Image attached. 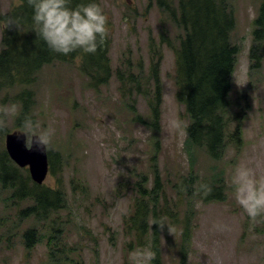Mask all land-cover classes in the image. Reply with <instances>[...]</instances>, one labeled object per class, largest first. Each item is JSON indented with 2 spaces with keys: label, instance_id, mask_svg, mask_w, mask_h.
<instances>
[{
  "label": "rangeland",
  "instance_id": "1",
  "mask_svg": "<svg viewBox=\"0 0 264 264\" xmlns=\"http://www.w3.org/2000/svg\"><path fill=\"white\" fill-rule=\"evenodd\" d=\"M228 1L235 19L231 41L238 48L231 95L237 100H233L234 107L245 111L242 142L239 146L228 145L215 161L196 151L192 167L197 182L218 181L225 198L213 203L196 198L190 203L177 202L180 217L186 211L192 214L185 264H264V223L251 225L236 203L230 183L231 173L239 164L264 176V65L260 70H249L252 23L261 0ZM18 3L0 0V17ZM98 3L110 23L107 42L113 75L109 82L97 90L89 88L88 81L74 68L76 62L43 67L27 88L32 101L28 115L53 130L48 148L59 152L61 164L58 169L56 166V176L47 173L43 184L51 188L59 184L64 194V209L55 218L63 253L73 264H131L130 238L123 221L132 211L136 182L141 175L149 177L155 167L164 198L172 204L176 201L173 183L178 175L187 174L191 165L184 152L185 135L168 126L169 120L176 117L187 124L184 109L175 98L173 48L160 40V32L166 29L174 45L177 31L148 0ZM2 29L0 26V47ZM158 56L161 104L159 129L152 132L146 93L138 95L136 89H121L114 73L133 74L139 80V90L151 94L153 83L148 68ZM19 92L17 88L0 91V104L17 103ZM135 114L140 120L133 119ZM19 115L9 118L6 133H19L23 120H18ZM138 130L142 134L150 130L151 135L143 136ZM4 140L3 134L0 151L5 150ZM16 210L7 206L0 194V264H53L46 236L30 252L25 251L21 234L35 224L31 220L19 222ZM36 226L44 233L41 226ZM173 234L176 237L171 241H177L176 230ZM161 241L162 264H174L175 250L165 238ZM61 255L66 263L65 255Z\"/></svg>",
  "mask_w": 264,
  "mask_h": 264
},
{
  "label": "trees",
  "instance_id": "2",
  "mask_svg": "<svg viewBox=\"0 0 264 264\" xmlns=\"http://www.w3.org/2000/svg\"><path fill=\"white\" fill-rule=\"evenodd\" d=\"M155 5L168 24L177 31L174 45L167 30L160 32L162 43L173 48L175 57V98L187 118L185 126L184 152L190 160V170L187 174L178 175L173 183L176 201L172 204L164 198V188L160 176L154 167L149 177L141 175L134 187L132 211L124 219L126 236L130 238L128 245L132 250L148 246L156 253L151 264H162L161 238H165L175 250L174 264H185L186 253L190 243L189 220L192 214L186 211L183 217L178 215L177 202L181 200L190 203L193 198L204 203L222 202L225 198L218 181L204 180L197 182L195 170L196 151H202L215 161L220 159L228 145H240L242 138V123L245 111L234 107L231 95V78L238 54L237 46L231 41V33L235 27L234 12L228 0H148ZM98 3V0H69V6L77 4ZM5 17L19 18L20 29L14 27L2 29L0 47V91L8 92L11 88L20 89L15 98L20 103L18 120L28 115L31 106V94L27 89L36 74L43 68L55 63H75L74 68L88 81L89 88L97 90L106 85L112 77V69L108 58V35L102 47L95 54H85L80 50L68 55L53 52L46 43L34 32L32 9L26 0H19L12 9L4 13ZM108 33L110 23L107 22ZM252 40L249 48V70H260L264 65V0H261L252 23ZM152 48V53L155 52ZM81 59L76 61V57ZM158 60L148 68V74L153 83L151 94L147 90H139V80L133 74L114 73L121 89L136 94L145 92L144 99L149 109L148 125L152 132L159 129L160 116V83L158 77ZM242 104V102H241ZM247 104L243 106L246 109ZM134 120H140L138 114ZM143 125L145 121H141ZM6 131H0V136ZM49 173L56 176L61 164L59 152L47 148ZM151 180L148 185V180ZM200 183L212 188L211 194L204 198L196 194L194 186ZM187 187L181 191L180 185ZM45 184L33 183L26 169L16 167L8 158L5 150L0 151V194L4 196L7 206L17 208V220H31L35 226L26 228L21 234V240L26 252H30L39 239L46 236L50 245L49 257L53 264H73L69 255L63 253L59 246L60 229L55 227L58 212L64 209V194L58 188ZM21 205H24L21 207ZM192 211V209H189ZM168 217L167 223L176 226V237L169 234L167 227L163 231L157 225L151 226L152 218ZM188 222V223H187ZM43 232L38 231V226ZM45 230H48L45 233ZM2 232V228H0ZM46 234V235H45ZM65 255V262L62 255Z\"/></svg>",
  "mask_w": 264,
  "mask_h": 264
},
{
  "label": "clouds",
  "instance_id": "3",
  "mask_svg": "<svg viewBox=\"0 0 264 264\" xmlns=\"http://www.w3.org/2000/svg\"><path fill=\"white\" fill-rule=\"evenodd\" d=\"M32 9V22L34 32L42 39L53 52L68 55L82 51L85 54H95L102 47L108 35V18L102 8L96 3H81L75 7L69 6V0H26ZM0 26L4 29H20L19 18L5 17L0 20ZM81 58L76 57L79 62ZM20 112L17 103L0 104V131L6 130L10 117ZM171 130L185 135L184 123L178 117L168 122ZM143 136L151 135L147 130ZM20 136L25 143L37 150H46L52 142L53 130L46 128L32 116L26 115L20 123ZM19 136V137H20ZM18 137V138H19ZM236 203L248 216L252 226L264 223V176H257L255 171L244 165H237L230 177ZM181 191H187V187L180 185ZM194 191L204 198L208 197L212 188L200 183L194 186ZM168 217L162 216L151 219V226L157 225L161 231L167 227L169 234L175 232L174 226L167 223ZM156 258V253L148 247H137L129 252L131 264H151Z\"/></svg>",
  "mask_w": 264,
  "mask_h": 264
},
{
  "label": "water",
  "instance_id": "4",
  "mask_svg": "<svg viewBox=\"0 0 264 264\" xmlns=\"http://www.w3.org/2000/svg\"><path fill=\"white\" fill-rule=\"evenodd\" d=\"M19 136L20 133L15 132L5 136V152L18 168H27L29 177L33 183L41 185L48 172L46 150L27 147L24 138Z\"/></svg>",
  "mask_w": 264,
  "mask_h": 264
}]
</instances>
